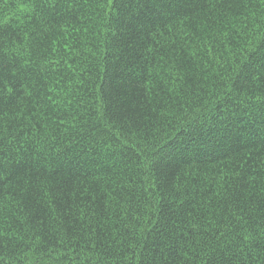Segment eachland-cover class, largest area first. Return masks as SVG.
I'll return each mask as SVG.
<instances>
[{
  "label": "trees",
  "instance_id": "16d2710c",
  "mask_svg": "<svg viewBox=\"0 0 264 264\" xmlns=\"http://www.w3.org/2000/svg\"><path fill=\"white\" fill-rule=\"evenodd\" d=\"M0 264H264V0H0Z\"/></svg>",
  "mask_w": 264,
  "mask_h": 264
},
{
  "label": "snow or ice",
  "instance_id": "6c2138e0",
  "mask_svg": "<svg viewBox=\"0 0 264 264\" xmlns=\"http://www.w3.org/2000/svg\"><path fill=\"white\" fill-rule=\"evenodd\" d=\"M155 3H161L162 0H154ZM4 87L3 83L0 82V89H2Z\"/></svg>",
  "mask_w": 264,
  "mask_h": 264
}]
</instances>
